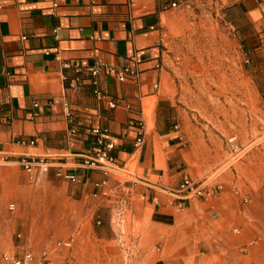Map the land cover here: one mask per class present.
Listing matches in <instances>:
<instances>
[{
    "label": "crops",
    "instance_id": "crops-1",
    "mask_svg": "<svg viewBox=\"0 0 264 264\" xmlns=\"http://www.w3.org/2000/svg\"><path fill=\"white\" fill-rule=\"evenodd\" d=\"M187 1L0 0V158H39L49 167L30 177L0 166V195L12 189L30 201L32 187L42 185L52 201L76 207L65 221L91 223L90 230H73L78 245L94 243L102 253L124 240L123 252L135 250L138 264H197L198 245L207 251L204 264L239 260L246 237L231 232L244 221L230 195V175H210L212 163L195 149L163 66L161 28ZM226 1L224 16L247 39L250 76L259 78L255 90L264 102V0ZM96 65L137 75L124 82L100 75L104 97L97 99L89 75ZM138 133L143 143L136 150ZM100 139L114 145L116 172L82 166ZM208 177L214 185L208 199L181 201L172 193L184 178ZM263 216L253 217L260 234ZM115 217L126 222V231L114 229ZM210 217H216L215 230L193 233V222ZM26 233L21 215L12 219L0 211V252L27 253ZM256 247L264 264V238Z\"/></svg>",
    "mask_w": 264,
    "mask_h": 264
},
{
    "label": "rangeland",
    "instance_id": "rangeland-1",
    "mask_svg": "<svg viewBox=\"0 0 264 264\" xmlns=\"http://www.w3.org/2000/svg\"><path fill=\"white\" fill-rule=\"evenodd\" d=\"M228 5L226 0H188L174 9L161 28L163 66L170 75L174 99L185 110L195 149L211 161L210 175H230V195L243 210L244 222L231 232L244 235L246 241L239 260L229 264H258L255 249L264 233L260 234V223L253 217L264 211V102L255 90L260 89L259 78L250 76L247 39L233 30L224 16ZM15 161L0 158V166L22 171ZM17 182L22 181L19 178ZM5 192L0 195V211L12 219L17 214L23 218L26 250L34 256V264L139 263L135 250L132 254L123 252L124 240L101 248L102 253L94 243L78 245L73 230L78 226L90 230L91 223L65 221L66 212L74 213L76 207L52 201L42 185L32 187L30 201L27 193ZM18 197L25 201L23 206L17 204ZM121 218L115 217L112 225L124 232L126 222ZM215 218L193 222V233L215 230ZM261 218L264 227V216ZM17 234L20 231L14 236ZM197 252V264H204L201 253L206 255L207 251L198 245ZM0 264L7 263L0 259Z\"/></svg>",
    "mask_w": 264,
    "mask_h": 264
},
{
    "label": "built area",
    "instance_id": "built-area-1",
    "mask_svg": "<svg viewBox=\"0 0 264 264\" xmlns=\"http://www.w3.org/2000/svg\"><path fill=\"white\" fill-rule=\"evenodd\" d=\"M176 5L173 4L172 8H175ZM102 74H110L117 81L124 82L128 80H134L136 78L137 72L130 68L122 69H113L103 65H96L90 71L89 75L92 79V85L95 87L93 94L97 99H102L104 94L98 88V78ZM36 107V105H34ZM109 107L114 109L117 107V104L113 101L109 102ZM93 135H99L97 130L91 131ZM143 143L142 133H138V137L135 141V148L138 150ZM33 144V143H31ZM98 150L96 153L88 158H85L82 162V166L86 168H95L101 169L105 174L116 172L117 165L115 160L111 156L112 151L114 150L113 143H103L102 140L96 142ZM15 163L21 167V169L27 173L30 177L34 175L35 171H38L40 175H44L48 171V165L45 161L39 158H30V157H18L16 158ZM69 180H73V177H66ZM173 194L178 195L181 201H188L191 199H208L214 195V185H210V178H204L197 181H192L190 179L184 178L178 188L175 191H172ZM14 207L10 206V210ZM59 246V244H58ZM43 258L45 254L42 255ZM0 259L7 264H34V256L32 253H24L19 258H14L8 254L0 252Z\"/></svg>",
    "mask_w": 264,
    "mask_h": 264
}]
</instances>
